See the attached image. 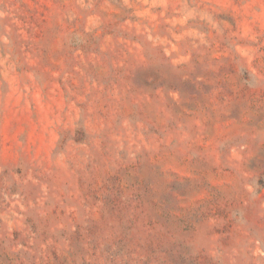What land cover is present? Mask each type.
Masks as SVG:
<instances>
[{
  "label": "rangeland",
  "instance_id": "1",
  "mask_svg": "<svg viewBox=\"0 0 264 264\" xmlns=\"http://www.w3.org/2000/svg\"><path fill=\"white\" fill-rule=\"evenodd\" d=\"M0 264H264V0H0Z\"/></svg>",
  "mask_w": 264,
  "mask_h": 264
}]
</instances>
